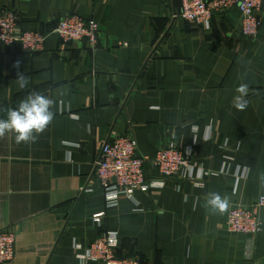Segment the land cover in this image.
I'll return each mask as SVG.
<instances>
[{"label":"crops","instance_id":"1","mask_svg":"<svg viewBox=\"0 0 264 264\" xmlns=\"http://www.w3.org/2000/svg\"><path fill=\"white\" fill-rule=\"evenodd\" d=\"M0 8L17 14L18 30L48 33L35 52L0 42V118L33 92L55 102L34 142L0 137V229L16 235L3 264H103L78 255L107 232L117 255L142 264H264V205L251 256L246 236L226 229L230 206L264 196V8L256 37L241 34L235 7L205 27L176 15L178 0H0ZM68 14L99 23L96 47L50 32ZM242 83L248 105L238 110ZM118 134L148 157L170 141L191 147L200 180L167 179L107 206L95 161ZM213 192L228 199L225 211L206 206Z\"/></svg>","mask_w":264,"mask_h":264},{"label":"built area","instance_id":"2","mask_svg":"<svg viewBox=\"0 0 264 264\" xmlns=\"http://www.w3.org/2000/svg\"><path fill=\"white\" fill-rule=\"evenodd\" d=\"M176 15L196 25L210 27L215 13H223L235 7L240 12V32L243 36L256 37L261 25L260 11L264 0H178ZM18 16L13 10L0 8V42L5 46L19 45L29 52L40 51L44 47L48 33L35 30H18ZM63 43L83 40L96 47L99 37V23L94 19H84L77 14L60 18L50 30ZM133 136L118 134L109 137L100 149L95 161L94 177L102 189L107 206H114L121 196L131 197L135 190L149 191L163 187L166 179L184 177L200 180L195 174L192 162V148L168 142L158 148L153 157L139 155ZM149 163L158 176L148 173ZM84 189L91 190L85 186ZM83 189V190H84ZM264 196L260 195L250 205L230 206L226 216V229L231 233L244 234L247 239L246 254L251 256L257 235L262 231L263 221L260 209ZM100 221L99 216L93 218ZM117 237L107 232L92 241L78 256L82 260L99 261L103 264H141L136 256L117 255ZM16 252V235L10 229H0V264L11 261Z\"/></svg>","mask_w":264,"mask_h":264},{"label":"clouds","instance_id":"3","mask_svg":"<svg viewBox=\"0 0 264 264\" xmlns=\"http://www.w3.org/2000/svg\"><path fill=\"white\" fill-rule=\"evenodd\" d=\"M19 68V62L15 65ZM17 83L19 88L24 89L28 81L23 72H18ZM237 95L234 97V107L244 110L248 105L246 99L249 88L247 84H240L237 88ZM54 100L39 92L28 94L15 108H10L5 118H0V137L12 133L15 140L19 142H34L40 133L53 121ZM206 206L211 211H225L229 206L227 198L218 193H209L206 198Z\"/></svg>","mask_w":264,"mask_h":264},{"label":"rangeland","instance_id":"4","mask_svg":"<svg viewBox=\"0 0 264 264\" xmlns=\"http://www.w3.org/2000/svg\"><path fill=\"white\" fill-rule=\"evenodd\" d=\"M173 179H174V177H172ZM168 179H171V178H168ZM167 180V179H166ZM129 256H136V257H138L139 258V260H140V263H141V259H140V257L138 256V255H136V254H134V255H129ZM142 264V263H141Z\"/></svg>","mask_w":264,"mask_h":264}]
</instances>
